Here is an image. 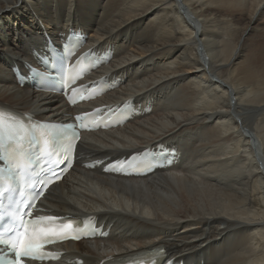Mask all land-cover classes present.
I'll use <instances>...</instances> for the list:
<instances>
[{
    "label": "bare ground",
    "instance_id": "6f19581e",
    "mask_svg": "<svg viewBox=\"0 0 264 264\" xmlns=\"http://www.w3.org/2000/svg\"><path fill=\"white\" fill-rule=\"evenodd\" d=\"M71 32L85 37L74 58L111 53L89 77L107 92L74 107L14 70L27 74ZM125 103L124 125L84 134L42 203L111 234L64 243L56 264L158 248L176 264H264V0H0V110L63 122ZM158 147L174 161L145 178L98 165Z\"/></svg>",
    "mask_w": 264,
    "mask_h": 264
},
{
    "label": "snow or ice",
    "instance_id": "6c2138e0",
    "mask_svg": "<svg viewBox=\"0 0 264 264\" xmlns=\"http://www.w3.org/2000/svg\"><path fill=\"white\" fill-rule=\"evenodd\" d=\"M64 87H67L66 83L64 84ZM88 87V85H85L84 90H87ZM68 99L70 104L75 103L70 97ZM87 118V114H83L74 117V123L54 124L51 122H41L32 127L33 130L37 127L46 129L49 136H62L65 141L62 151L65 159L71 160L73 150L76 147V143L79 141V129L83 126L84 121ZM21 129L24 132L27 131L22 125ZM8 138L10 140L21 141L23 136L19 130L9 129ZM98 163L104 162L99 161ZM120 163V161H114L106 164L105 170L107 171L110 168H115ZM91 167H96V164L91 165ZM5 172L6 178L9 181L14 178V174H19L14 168H8L7 170L0 168V173ZM61 178L62 177L59 173L52 171L47 179L37 181L40 185V191L35 195H42L51 183H54ZM9 191V188H3V190H0V209L5 207V197ZM34 201L35 196L32 198V203L25 205V207L32 208L34 206ZM21 204H23V201H21ZM24 217L29 218L25 220ZM74 230L75 228L71 222V218L53 215H38L33 219L31 218V212H24L23 216L18 217L15 220V226L6 230L10 233V239L6 240L0 238V245H7L6 254L4 249L0 248V264H25L27 260L41 259L48 255L47 252L41 251L46 244L57 242L60 237L65 239H79V234L71 237L68 236V232ZM159 251L161 253L165 252L164 249H159ZM13 256L15 257L14 259L11 258ZM129 264H136V262L129 261ZM139 264H145V262L140 260ZM152 264H156V261L153 260Z\"/></svg>",
    "mask_w": 264,
    "mask_h": 264
},
{
    "label": "rangeland",
    "instance_id": "374dc122",
    "mask_svg": "<svg viewBox=\"0 0 264 264\" xmlns=\"http://www.w3.org/2000/svg\"><path fill=\"white\" fill-rule=\"evenodd\" d=\"M263 28V26H261ZM15 69V68H14Z\"/></svg>",
    "mask_w": 264,
    "mask_h": 264
}]
</instances>
